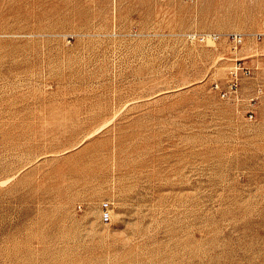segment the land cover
Returning a JSON list of instances; mask_svg holds the SVG:
<instances>
[{
	"label": "rangeland",
	"instance_id": "374dc122",
	"mask_svg": "<svg viewBox=\"0 0 264 264\" xmlns=\"http://www.w3.org/2000/svg\"><path fill=\"white\" fill-rule=\"evenodd\" d=\"M0 264H264V0H0Z\"/></svg>",
	"mask_w": 264,
	"mask_h": 264
},
{
	"label": "built area",
	"instance_id": "2783aa9c",
	"mask_svg": "<svg viewBox=\"0 0 264 264\" xmlns=\"http://www.w3.org/2000/svg\"><path fill=\"white\" fill-rule=\"evenodd\" d=\"M231 41L235 46H238L243 42V39H242V37L235 36L231 39ZM239 69H241L243 71L244 75H249L251 73L249 71V69H247L246 67L237 68V69L231 71L230 76H229L230 77L229 81L227 82L225 87H221L220 85H216V89L219 91V93L223 97L230 98V97L236 96V94L238 92V87H239V76H238ZM104 217L107 220L110 219V213L107 209L104 213Z\"/></svg>",
	"mask_w": 264,
	"mask_h": 264
}]
</instances>
